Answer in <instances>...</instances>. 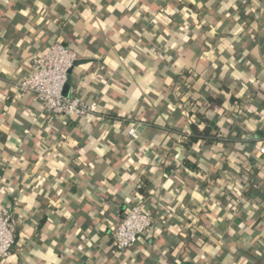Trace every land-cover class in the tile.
Wrapping results in <instances>:
<instances>
[{
  "label": "crops",
  "instance_id": "1",
  "mask_svg": "<svg viewBox=\"0 0 264 264\" xmlns=\"http://www.w3.org/2000/svg\"><path fill=\"white\" fill-rule=\"evenodd\" d=\"M56 42L79 56L64 93L87 118L13 88ZM188 97L221 141L182 146ZM263 138L264 0H0V207L16 221L0 264H264ZM143 204L152 227L119 254L112 234Z\"/></svg>",
  "mask_w": 264,
  "mask_h": 264
},
{
  "label": "built area",
  "instance_id": "2",
  "mask_svg": "<svg viewBox=\"0 0 264 264\" xmlns=\"http://www.w3.org/2000/svg\"><path fill=\"white\" fill-rule=\"evenodd\" d=\"M79 56L76 51L61 42L54 43L35 63L29 77L15 80L13 88L22 94H32L48 115L63 119L81 120L94 114L93 105L80 98L65 95L64 90L69 75ZM129 137L137 141L140 137L137 126L128 131ZM264 163V140L258 150ZM152 227V219L143 205L133 206L122 218L112 234L116 251L123 254ZM16 221L11 209L0 207V261L8 259L13 253Z\"/></svg>",
  "mask_w": 264,
  "mask_h": 264
},
{
  "label": "trees",
  "instance_id": "3",
  "mask_svg": "<svg viewBox=\"0 0 264 264\" xmlns=\"http://www.w3.org/2000/svg\"><path fill=\"white\" fill-rule=\"evenodd\" d=\"M241 2L246 3L248 2V0H241ZM189 9L191 13L194 12L191 6L189 7ZM188 74L189 73H186L185 75H188ZM188 86L190 85L188 84ZM225 90L228 91V89H225ZM188 99H189L191 108L187 111L186 121L191 129V135L182 142V146L185 147L186 149H189L192 146L199 145L203 142L213 143V142L221 141V137H220L221 133L216 123L213 120L207 118L205 115L200 114L199 112L196 111L197 110L195 107L197 104L196 100H194L192 97H188ZM216 100L223 102V101H226V98L224 94H221L217 99L213 97H207L208 103L215 102ZM229 101L231 103L239 102V100H237L234 97V94L231 95V97L229 98ZM194 108L196 110H194ZM260 163H261V166L264 167L263 161H261ZM184 168L187 171H197L198 170L197 165H195L193 162L188 161V160L184 161ZM170 169L172 171H176V169L172 166L170 167ZM234 187H235V190L239 194H242V193H247L250 191L251 184H250V181L248 180H242L241 182H238L237 184H235ZM139 190L141 193H143L144 185L140 186ZM238 203H239V200L231 201V204H234V205H237Z\"/></svg>",
  "mask_w": 264,
  "mask_h": 264
},
{
  "label": "water",
  "instance_id": "4",
  "mask_svg": "<svg viewBox=\"0 0 264 264\" xmlns=\"http://www.w3.org/2000/svg\"><path fill=\"white\" fill-rule=\"evenodd\" d=\"M71 73V72H70Z\"/></svg>",
  "mask_w": 264,
  "mask_h": 264
}]
</instances>
